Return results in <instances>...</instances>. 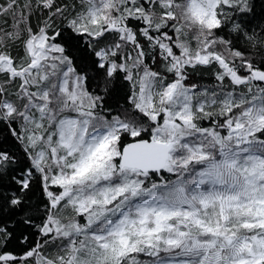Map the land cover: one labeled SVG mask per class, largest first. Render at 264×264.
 <instances>
[{"label":"snow or ice","instance_id":"snow-or-ice-1","mask_svg":"<svg viewBox=\"0 0 264 264\" xmlns=\"http://www.w3.org/2000/svg\"><path fill=\"white\" fill-rule=\"evenodd\" d=\"M0 264H264V0H0Z\"/></svg>","mask_w":264,"mask_h":264}]
</instances>
